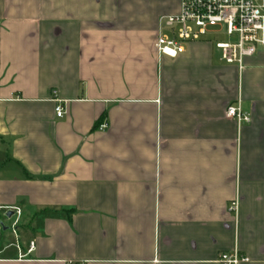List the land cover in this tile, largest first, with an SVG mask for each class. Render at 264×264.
<instances>
[{"label":"crops","instance_id":"obj_1","mask_svg":"<svg viewBox=\"0 0 264 264\" xmlns=\"http://www.w3.org/2000/svg\"><path fill=\"white\" fill-rule=\"evenodd\" d=\"M179 11L0 0V264H264V48L243 69L210 38L161 57Z\"/></svg>","mask_w":264,"mask_h":264},{"label":"built area","instance_id":"obj_2","mask_svg":"<svg viewBox=\"0 0 264 264\" xmlns=\"http://www.w3.org/2000/svg\"><path fill=\"white\" fill-rule=\"evenodd\" d=\"M217 28H220L219 32L225 29L229 38L227 42L216 44L221 59L227 65L243 69L245 60L264 48V0H180L179 13L161 19L155 48L161 57L176 60L185 53L186 45L201 40ZM53 95L60 103L56 100L57 93ZM55 112L58 118L65 116L61 103ZM227 117L240 125L251 122V115L244 113L239 104L227 109ZM106 128V125L100 126L101 130ZM238 210L239 202L231 203L229 211L237 214ZM10 211L17 220L20 218V209ZM33 250L34 244L31 243L30 252ZM217 262L245 264L249 260L234 251L221 254Z\"/></svg>","mask_w":264,"mask_h":264},{"label":"rangeland","instance_id":"obj_3","mask_svg":"<svg viewBox=\"0 0 264 264\" xmlns=\"http://www.w3.org/2000/svg\"><path fill=\"white\" fill-rule=\"evenodd\" d=\"M220 28H217L215 30H212L210 34L205 36V39H215L216 41H225L227 42L229 40L226 30L223 29L221 32H219ZM216 32V33H215ZM6 219L2 216L0 213V225L4 224ZM9 244H15V239L12 235V232L10 231L9 233H3L0 232V248L9 245Z\"/></svg>","mask_w":264,"mask_h":264}]
</instances>
